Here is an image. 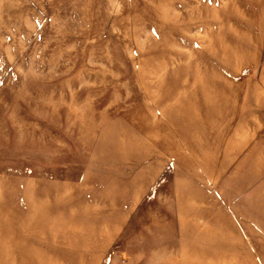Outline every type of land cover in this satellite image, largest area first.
Listing matches in <instances>:
<instances>
[{
    "label": "rangeland",
    "instance_id": "obj_1",
    "mask_svg": "<svg viewBox=\"0 0 264 264\" xmlns=\"http://www.w3.org/2000/svg\"><path fill=\"white\" fill-rule=\"evenodd\" d=\"M0 264H264V0H0Z\"/></svg>",
    "mask_w": 264,
    "mask_h": 264
}]
</instances>
